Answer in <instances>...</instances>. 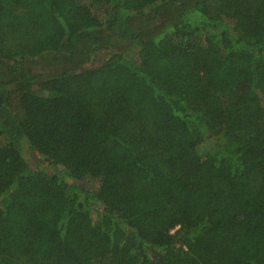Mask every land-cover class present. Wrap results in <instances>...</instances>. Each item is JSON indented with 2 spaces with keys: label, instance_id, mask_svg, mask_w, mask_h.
Instances as JSON below:
<instances>
[{
  "label": "trees",
  "instance_id": "1",
  "mask_svg": "<svg viewBox=\"0 0 264 264\" xmlns=\"http://www.w3.org/2000/svg\"><path fill=\"white\" fill-rule=\"evenodd\" d=\"M0 264H264V0H0Z\"/></svg>",
  "mask_w": 264,
  "mask_h": 264
},
{
  "label": "rangeland",
  "instance_id": "2",
  "mask_svg": "<svg viewBox=\"0 0 264 264\" xmlns=\"http://www.w3.org/2000/svg\"><path fill=\"white\" fill-rule=\"evenodd\" d=\"M41 67V65H38L37 68H33V71H36L37 69H39ZM42 69V68H41Z\"/></svg>",
  "mask_w": 264,
  "mask_h": 264
}]
</instances>
